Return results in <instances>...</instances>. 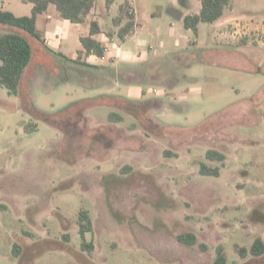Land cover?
Masks as SVG:
<instances>
[{
  "label": "rangeland",
  "instance_id": "374dc122",
  "mask_svg": "<svg viewBox=\"0 0 264 264\" xmlns=\"http://www.w3.org/2000/svg\"><path fill=\"white\" fill-rule=\"evenodd\" d=\"M124 1L144 40L115 41L132 61L94 74L34 48L18 92L0 87V264H210L217 246L227 264H264L236 250L264 241V0H232L197 34L181 18L197 0L109 10ZM3 3L31 13L30 2ZM210 148L225 159H208ZM81 209L93 224L83 236ZM186 231L207 249L178 242Z\"/></svg>",
  "mask_w": 264,
  "mask_h": 264
},
{
  "label": "trees",
  "instance_id": "16d2710c",
  "mask_svg": "<svg viewBox=\"0 0 264 264\" xmlns=\"http://www.w3.org/2000/svg\"><path fill=\"white\" fill-rule=\"evenodd\" d=\"M32 3L31 13L29 15L17 16L11 11L0 9V25H7L13 29L0 32V87L7 90L8 94H16L22 78L23 71L30 63L32 58V46L29 40L33 38L36 41L44 43L42 33L36 27V18L38 14L44 12L50 3L55 5L60 17L73 23H82L86 15L94 6V0H22ZM200 7L197 12L187 14L183 17V26L191 30L194 34L198 33V24L200 22H214L219 19L227 9L232 6V0H198ZM113 26L116 29L107 31L111 38L115 36L120 41L125 40L126 36L132 33L135 27L134 15L130 3L124 1L119 5L118 14L112 18ZM99 32L97 22L91 21L89 35L81 36L80 43L82 49L78 51L76 59L72 60L73 64L81 67L91 68L93 70L101 66L91 65L81 60V57L90 54L102 57L105 55L104 46L92 38L93 34ZM264 42V35L262 36ZM109 121L121 122L123 116L116 112H110L107 115ZM168 152V151H165ZM205 155L210 160L223 161L225 154L210 148ZM130 167L122 169L127 172ZM199 172L202 175L218 176L220 168L211 167L206 163H201ZM92 220L86 210L81 209L78 214V232L83 236L85 232H92ZM178 242L187 246L198 245L203 251L207 249L206 244L198 243L197 236L189 231L176 234ZM81 248L88 252L93 249L92 241H83ZM19 246L14 244L13 254L16 256L19 252ZM241 258L250 254L254 258L264 255V241L261 237H256L251 243L249 249L236 247ZM210 264H227V259L223 246H217L215 257Z\"/></svg>",
  "mask_w": 264,
  "mask_h": 264
},
{
  "label": "crops",
  "instance_id": "0c3cea01",
  "mask_svg": "<svg viewBox=\"0 0 264 264\" xmlns=\"http://www.w3.org/2000/svg\"><path fill=\"white\" fill-rule=\"evenodd\" d=\"M182 3L185 7L190 8L193 7L194 0H183ZM105 4H106V11H98L96 6L97 0H94V6L90 10V12L86 15L84 22L73 23L67 19L60 17L59 13L55 8V5L53 3H50L47 9L44 12L38 14L36 18V27L42 33L44 43L42 44L41 42L35 40L34 43L35 45L34 44H33L34 46L31 45L32 46L31 59H33L34 48H35L36 54L40 57L42 56V53L45 54L48 53L53 56H56L58 54L66 61L72 63V60L76 59L78 55V51L82 49V45L80 43V37L89 35L90 22L95 21L97 22V25L99 27V32L93 34L92 38L99 41L104 46L105 55L102 56L104 57V59H102L97 55L90 54L88 56L83 55L81 57V60L91 65H97V66H101L102 64L107 65L108 63L115 65L117 61L118 62L132 61L134 59L133 51H131V49L128 50L121 48L118 45V43L115 42L116 40L119 39H117L115 36L110 38L106 34L107 31H112L113 29H116V27L113 26L112 18L118 14V9L116 10L117 13L115 12L114 14L109 10L110 5L113 4V0H105ZM130 7L131 10L133 11L135 27L132 33L126 36L125 40L123 41L132 39L136 45L140 46L141 44L143 45L144 40L137 37L136 34L141 24L138 21L136 17V11L131 6V4ZM199 7H200V3H199ZM117 8H119V5L117 6ZM0 9L4 10L3 0H1L0 3ZM191 13H195V11L190 10V12L188 13L187 12L181 13L182 20L185 15ZM32 40L34 41V39ZM72 44H74V46L71 47ZM138 50L139 49H136L137 53ZM27 67L25 68V70L27 69ZM89 69L92 70L94 74L98 73L97 70L99 71V69H95V71L91 68ZM25 70L23 71L22 77L25 73ZM140 90L141 89H139V87L132 86L130 87L129 92L138 95L137 93Z\"/></svg>",
  "mask_w": 264,
  "mask_h": 264
},
{
  "label": "built area",
  "instance_id": "2783aa9c",
  "mask_svg": "<svg viewBox=\"0 0 264 264\" xmlns=\"http://www.w3.org/2000/svg\"><path fill=\"white\" fill-rule=\"evenodd\" d=\"M102 59H104V57H101Z\"/></svg>",
  "mask_w": 264,
  "mask_h": 264
}]
</instances>
